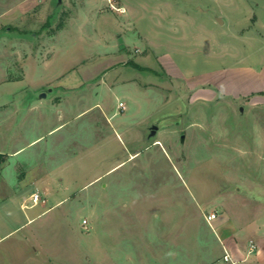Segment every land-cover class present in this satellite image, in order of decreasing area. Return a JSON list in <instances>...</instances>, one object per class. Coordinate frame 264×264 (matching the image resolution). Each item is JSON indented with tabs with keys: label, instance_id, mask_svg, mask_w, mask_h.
<instances>
[{
	"label": "rangeland",
	"instance_id": "obj_1",
	"mask_svg": "<svg viewBox=\"0 0 264 264\" xmlns=\"http://www.w3.org/2000/svg\"><path fill=\"white\" fill-rule=\"evenodd\" d=\"M263 53L264 0H0V107L24 86L42 103L5 148L46 133L19 157L52 152L64 183L17 264L223 258L205 214L264 183V105L194 100L188 78Z\"/></svg>",
	"mask_w": 264,
	"mask_h": 264
},
{
	"label": "crops",
	"instance_id": "obj_2",
	"mask_svg": "<svg viewBox=\"0 0 264 264\" xmlns=\"http://www.w3.org/2000/svg\"><path fill=\"white\" fill-rule=\"evenodd\" d=\"M243 59L246 63L190 75L192 99L215 101L225 97L245 100L250 108L264 105V53L260 57L250 55ZM26 88L19 89L23 92L19 95L20 102L13 101L11 106L5 103L0 107V152L6 155L0 164V264H17L22 251L31 254L26 246L20 244V232L26 229L24 236L30 237L34 229L29 226L48 210H36L37 206H44L50 198L56 203L63 200L59 196L64 188L62 178L54 176V170L48 167L52 152L29 153L24 160L19 157L26 147L44 139L46 133L32 136L27 144L9 150L5 148V129L2 127L11 113L23 115L30 124L41 117L37 110L42 103L35 100L32 94L24 93ZM42 117L46 119V112L43 111ZM244 184V190L237 186L236 193L227 191L222 203L216 204L209 212L217 213L208 223L215 228L223 250V258H218L214 264H232L224 259L225 250L236 264H264V190H259L264 188V183ZM36 192L40 194L38 201L33 200ZM252 244L256 246L252 248Z\"/></svg>",
	"mask_w": 264,
	"mask_h": 264
},
{
	"label": "built area",
	"instance_id": "obj_3",
	"mask_svg": "<svg viewBox=\"0 0 264 264\" xmlns=\"http://www.w3.org/2000/svg\"><path fill=\"white\" fill-rule=\"evenodd\" d=\"M119 104H120L121 107H123V108L125 107L124 102L120 101ZM39 199H40V194H39V192L34 193V194H33V200H34V201H38ZM216 216H217V213H216V212H211V213H207V214H205V218H206V220H207L209 223H211V221H212ZM84 222H86V220H85ZM255 246H256L255 244H252V248H254ZM224 259L227 260V261H231L232 264H236V261L233 260L231 254H230L227 250H225Z\"/></svg>",
	"mask_w": 264,
	"mask_h": 264
},
{
	"label": "trees",
	"instance_id": "obj_4",
	"mask_svg": "<svg viewBox=\"0 0 264 264\" xmlns=\"http://www.w3.org/2000/svg\"><path fill=\"white\" fill-rule=\"evenodd\" d=\"M136 66H139V65H136ZM5 158H6V155L0 152V164L5 160Z\"/></svg>",
	"mask_w": 264,
	"mask_h": 264
},
{
	"label": "water",
	"instance_id": "obj_5",
	"mask_svg": "<svg viewBox=\"0 0 264 264\" xmlns=\"http://www.w3.org/2000/svg\"><path fill=\"white\" fill-rule=\"evenodd\" d=\"M43 95H46V93H43ZM155 133V130H152L151 134H154Z\"/></svg>",
	"mask_w": 264,
	"mask_h": 264
}]
</instances>
